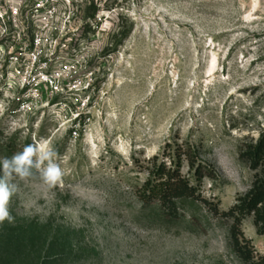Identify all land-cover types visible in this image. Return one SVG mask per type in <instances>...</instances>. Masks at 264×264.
Here are the masks:
<instances>
[{"label":"rangeland","instance_id":"1","mask_svg":"<svg viewBox=\"0 0 264 264\" xmlns=\"http://www.w3.org/2000/svg\"><path fill=\"white\" fill-rule=\"evenodd\" d=\"M263 135L264 0H0V158L47 141L62 171L13 178L0 264H248L227 214ZM181 145L215 178L183 162L202 198L145 202ZM239 228L263 264L264 227Z\"/></svg>","mask_w":264,"mask_h":264},{"label":"trees","instance_id":"2","mask_svg":"<svg viewBox=\"0 0 264 264\" xmlns=\"http://www.w3.org/2000/svg\"><path fill=\"white\" fill-rule=\"evenodd\" d=\"M164 157L169 156L173 161L172 167L168 168L163 162L153 171L154 179L147 182L141 195L147 203H161L166 210L174 207L176 200H200L197 195L198 188L193 187L191 182L182 175L183 162L187 163L190 172L194 173V178L198 184L205 179H214V170L208 168L199 159L198 152L190 145H181L173 149L169 146ZM156 158V157H155ZM241 158L250 163L253 170L264 169V135L256 145L251 146ZM175 160V161H174ZM255 216L256 225L264 227V174L257 180L251 192L238 201V204L227 214L233 219L234 225L231 228L232 245L238 255L248 264L254 263L252 251L242 239L239 228L241 222L249 217ZM264 229V228H263ZM264 264V260L262 261Z\"/></svg>","mask_w":264,"mask_h":264},{"label":"clouds","instance_id":"3","mask_svg":"<svg viewBox=\"0 0 264 264\" xmlns=\"http://www.w3.org/2000/svg\"><path fill=\"white\" fill-rule=\"evenodd\" d=\"M56 155L55 149L43 141L40 145L28 144L22 152L11 157L0 158V224L14 220L9 211L10 200L17 191L13 178L24 180L32 175L35 168L40 170L41 179L49 188L61 181L62 171L54 162Z\"/></svg>","mask_w":264,"mask_h":264}]
</instances>
